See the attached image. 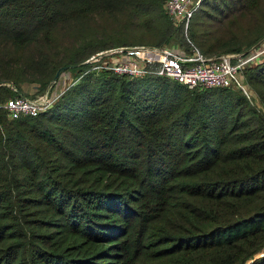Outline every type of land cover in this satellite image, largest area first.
<instances>
[{
    "label": "trees",
    "instance_id": "obj_1",
    "mask_svg": "<svg viewBox=\"0 0 264 264\" xmlns=\"http://www.w3.org/2000/svg\"><path fill=\"white\" fill-rule=\"evenodd\" d=\"M165 1L0 0V103L75 72L37 115L0 108V264H264V60L246 91L86 61L146 35L207 57L264 38V0H201L188 30Z\"/></svg>",
    "mask_w": 264,
    "mask_h": 264
},
{
    "label": "built area",
    "instance_id": "obj_2",
    "mask_svg": "<svg viewBox=\"0 0 264 264\" xmlns=\"http://www.w3.org/2000/svg\"><path fill=\"white\" fill-rule=\"evenodd\" d=\"M197 1L166 0L164 9L171 19L180 21L184 25V29L188 30L191 17L200 0ZM102 52L104 54L96 56ZM234 55L221 54L207 57L194 46L191 52L186 53L167 45L140 44L104 49L91 55L86 61H101L102 64L97 67L110 69L120 75L139 77L150 73L166 76L189 88L197 86L221 87L229 86L232 83L243 88L237 78L240 66L232 61ZM104 56L111 57V59L103 60ZM112 57L114 58L112 59ZM58 96L59 94L50 95L48 98H45V94L35 98L17 96L0 103V108L7 109L10 117H17L21 114L37 115L54 102Z\"/></svg>",
    "mask_w": 264,
    "mask_h": 264
},
{
    "label": "rangeland",
    "instance_id": "obj_3",
    "mask_svg": "<svg viewBox=\"0 0 264 264\" xmlns=\"http://www.w3.org/2000/svg\"><path fill=\"white\" fill-rule=\"evenodd\" d=\"M192 1L195 2L197 0H192ZM212 1L214 3H219L220 2V0H212ZM200 3H201V0L199 1V4ZM202 3H203V1H202ZM203 7L204 6H202V7L200 6L199 7V5H198L197 10H200ZM206 8L208 10V7H206ZM104 18H106V17H104ZM94 25H95V28L98 31H100V32L102 31V32L111 33L114 30L120 29L118 27V25H117V22H113V21H111V19H108V18L107 19H98ZM132 27H134L133 29L136 30L135 26H132ZM131 32H134V31H131ZM147 38H149V36H147V35L144 36L145 41L141 42V45H149L150 44V42L147 41ZM138 45H140V44H138ZM167 46L172 47V48H174L176 50H179V51L180 50L183 51L185 45L181 46L180 44L172 43L171 45L169 44ZM234 57H235V59H233L232 61L234 63H238L239 66H240V68L238 70L239 71V73H238L239 75L237 74V78L239 76L238 80H240V84L243 86L242 82L244 84L246 83L245 78H244V70L247 67H251L253 65H256V64H258V63H260V62H262L264 60V38L258 44H256L255 46L250 47L245 52L239 53L238 55L235 54ZM73 79H75V72L73 70H70L68 68L63 70L60 73L57 81L55 82V84H54V86L52 88L51 95L60 94L61 91H63L64 89L69 87V85H71ZM247 88H248V91L250 92V86L249 85H247ZM243 89L245 90L244 87H243ZM25 90L27 92V96H30V97H35V96L40 97L42 95V94L40 95V94L34 93L30 86L26 87ZM47 91H48V89L45 92H47ZM262 251H264V249ZM259 254H261V252L257 253L256 255H259Z\"/></svg>",
    "mask_w": 264,
    "mask_h": 264
},
{
    "label": "water",
    "instance_id": "obj_4",
    "mask_svg": "<svg viewBox=\"0 0 264 264\" xmlns=\"http://www.w3.org/2000/svg\"><path fill=\"white\" fill-rule=\"evenodd\" d=\"M102 54H104V52H102V53H100V54H96V56H99V55H102ZM67 68H69L68 65H67V66H62V67H60V68L57 70L56 74L54 75V77H53V79H52V85L55 84V82L57 81V79H58L60 73H61L63 70L67 69ZM3 82H4V81H3ZM8 83L10 84V82H8ZM51 91H52V86H50L49 89H48V91L45 93V98H48V97L51 95Z\"/></svg>",
    "mask_w": 264,
    "mask_h": 264
}]
</instances>
